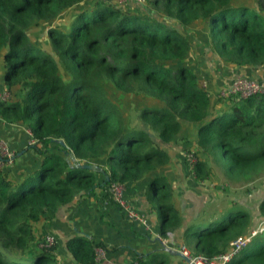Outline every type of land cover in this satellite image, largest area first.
<instances>
[{"label":"trees","instance_id":"obj_1","mask_svg":"<svg viewBox=\"0 0 264 264\" xmlns=\"http://www.w3.org/2000/svg\"><path fill=\"white\" fill-rule=\"evenodd\" d=\"M85 1L0 0L2 93L10 95L0 98V118L29 130L34 142L26 152L36 155L32 166L20 169L15 160L0 166V264H58L56 247L37 244L43 224L78 195L110 201L113 182L148 175L146 200L161 235L182 228L172 184L158 170L170 164L167 146L183 122L199 126L189 164L197 182H212L214 165L246 185L264 176V95L212 93L188 63L194 40L204 37L227 67L263 65L264 0H144V12L97 0L76 10L65 27L45 26ZM45 27L51 51L32 38ZM106 83L157 102L140 109V126L108 98ZM85 163L99 169L81 168ZM237 203L215 229L203 228L210 219L184 229L194 255L212 258L258 227L264 198L254 223ZM67 248L79 264H96L98 249L107 250L82 234ZM136 260L154 264L141 253ZM229 264H264V231Z\"/></svg>","mask_w":264,"mask_h":264},{"label":"crops","instance_id":"obj_2","mask_svg":"<svg viewBox=\"0 0 264 264\" xmlns=\"http://www.w3.org/2000/svg\"><path fill=\"white\" fill-rule=\"evenodd\" d=\"M207 46L208 41L204 37L202 39L196 37L188 63L195 67L203 79L208 80L212 93H218L220 89L228 86L237 75L264 79V64L257 67H227L220 57ZM3 89H5L3 74L0 73V94ZM198 128L199 126L192 123L183 122L179 138L167 146L171 156V164L174 167L167 177L172 184V196L182 219V228L168 232L167 237L161 235L159 221L149 209L146 200V188L150 178L148 175L126 184V196L134 207L147 215L148 228L142 224L129 221L124 212L112 200L99 202L94 197L82 199L81 195H78L71 203L58 211L56 218L43 224L38 230L39 235H55L57 239L55 246L57 263L79 264L68 250L67 241L77 234H82L89 237L95 236L97 240L103 241L107 247L103 256L98 255L96 264H132L139 253L143 254L146 261L153 260L154 264H186L182 257L161 250V240L164 239L166 244L172 248H179L178 245H184L193 254V249L184 243L186 241L184 229L189 225H196L213 219L215 214L211 209L216 205L219 206L222 203V198H224L221 197V194H224L223 191L216 190L219 193L205 192L208 189L205 181L197 182L192 175L190 165L185 170L182 164L184 159L178 158L177 147H181L182 142H185L188 137H191L193 145L196 144ZM31 139V134L24 125L8 124L0 118V144L7 142L10 148L16 152L17 158L15 157L14 160L20 169L25 166H32V161L36 158L34 151L26 152L28 145L33 143ZM23 151L26 152L25 155L19 157V153ZM94 165L99 169L98 164ZM98 177L101 179V174ZM96 193L100 195L101 189H97ZM263 198L264 180L253 187L246 197L240 199L235 196L230 197L236 202L239 200L245 211L251 213L252 223L255 222L256 207ZM252 201L254 202L251 203ZM228 205L231 206V202ZM220 211L222 212L223 209ZM190 246L192 247V245ZM152 253L156 255L152 256Z\"/></svg>","mask_w":264,"mask_h":264},{"label":"rangeland","instance_id":"obj_3","mask_svg":"<svg viewBox=\"0 0 264 264\" xmlns=\"http://www.w3.org/2000/svg\"><path fill=\"white\" fill-rule=\"evenodd\" d=\"M95 1L97 0H86L82 5L76 6L75 9L68 10L67 12L59 16L56 21L52 23H47L45 26L48 27L49 25L61 24L60 26L65 27L68 22V19L72 18L75 15L76 10H80L86 7H91ZM110 1H112L117 6H122L126 9H131V10L139 9V10H143V12L145 11V9L140 7L142 5H140V3L136 0H126V1L110 0ZM46 27L44 29L36 28L34 32L32 33V38L40 45H43L47 50L51 51L52 47L50 46V43L47 39ZM104 89H105V93L108 96V98H110L111 101L115 104V106L120 110V112L125 115L126 119L136 126L141 125L140 124L141 120L139 117L140 109H142V107L146 105H156L157 103L152 98L138 95L140 94L139 92H135L133 90L124 91L122 89L117 88L114 84H111V83H106L104 85ZM31 142H34V140L31 139ZM192 147H193V144H192L191 137H188V139L185 142H182L181 147H177V151L179 154L178 158L184 159L182 160V164L184 165L185 170H187V167L190 164V159L194 160V156L192 154L193 152L190 150L192 149ZM15 156H16V152H15ZM13 163H15V161ZM11 164H8V166H11ZM170 164H171V161H170ZM173 169H174L173 164L169 166H163L158 170V173L164 174L167 176L170 174V171H172ZM214 172H215V175L212 179V182H210L211 180L205 181V184L208 188L205 190V192L212 193L213 191L216 193L217 191L219 192L223 191L224 194H221V197H224V198H222V203L219 206L216 205L211 209V211H213V213L215 214L214 218L211 219L213 220V224H209V223L205 224L203 226V228L205 229H208V228L215 229L218 227L219 224L227 223L229 220L230 213L233 211V208L237 207L236 204H238L237 203L238 201H237L236 203L233 204V208L232 206H229L228 203L231 202L230 197L235 196L237 197V199H240L241 197L242 198L246 197L245 193H248L251 187H254L258 183L260 184L261 181L264 180V176H263L256 182L246 185L243 182L239 183L237 181L229 180L225 176V174L223 173L219 165H214ZM187 177L189 176L187 175ZM221 209H223L222 211L223 213L220 211ZM158 213H159L158 215H160L159 209H158ZM184 243L192 249V247L190 246L192 245L191 242L184 241ZM241 253H243V251ZM7 258H9V256H7ZM52 264H54V262Z\"/></svg>","mask_w":264,"mask_h":264},{"label":"built area","instance_id":"obj_4","mask_svg":"<svg viewBox=\"0 0 264 264\" xmlns=\"http://www.w3.org/2000/svg\"><path fill=\"white\" fill-rule=\"evenodd\" d=\"M126 1V0H121ZM140 3H144V0H136ZM203 87H208V82L203 80ZM219 95L237 99L246 98L252 95H264V79L251 78L245 75L235 76L230 84L218 92ZM10 95L8 92H3L0 94V98L5 100ZM15 158V152L12 150L8 143L2 142L0 144V166L4 167L8 164L13 163ZM192 159H190V163ZM110 197L111 200L119 206V208L124 212L126 217L132 223L142 224L145 227H149L147 215L134 207V205L129 201L126 196L127 187L126 184L113 182L110 187ZM264 231V219L259 223L258 227L253 229L250 233L246 235L239 236L230 242L227 250L220 253L212 258L203 255H194L186 248V246L181 245L179 249L187 256L190 261L186 264H229L235 257L241 254V252L247 248L253 238L259 233ZM166 244L164 239L161 240ZM37 244L42 249H53L57 244V239L54 234H41ZM104 249H98V255H104ZM116 264V263H113ZM132 264H141L138 260H135Z\"/></svg>","mask_w":264,"mask_h":264},{"label":"water","instance_id":"obj_5","mask_svg":"<svg viewBox=\"0 0 264 264\" xmlns=\"http://www.w3.org/2000/svg\"><path fill=\"white\" fill-rule=\"evenodd\" d=\"M60 142L64 143L63 140H60ZM21 154H22V152L19 153V155H21ZM80 167L86 168V169H91V170L97 168V166H95L94 164H88V163L82 164V165H80ZM161 243H162L161 250L166 251L168 253H171L172 255L180 256L183 259H185L187 262L190 261V259L187 256H185V254L179 248H172V247L168 246L167 244L163 243L162 241H161ZM178 246L180 247L181 245H178Z\"/></svg>","mask_w":264,"mask_h":264}]
</instances>
